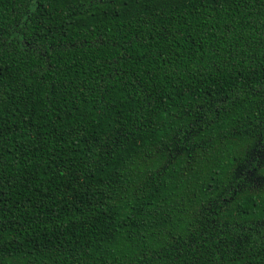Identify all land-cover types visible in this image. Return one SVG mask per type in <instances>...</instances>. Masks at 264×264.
Wrapping results in <instances>:
<instances>
[{
	"label": "trees",
	"instance_id": "trees-1",
	"mask_svg": "<svg viewBox=\"0 0 264 264\" xmlns=\"http://www.w3.org/2000/svg\"><path fill=\"white\" fill-rule=\"evenodd\" d=\"M0 264H264V0H0Z\"/></svg>",
	"mask_w": 264,
	"mask_h": 264
}]
</instances>
